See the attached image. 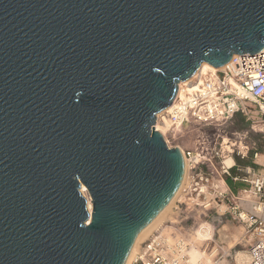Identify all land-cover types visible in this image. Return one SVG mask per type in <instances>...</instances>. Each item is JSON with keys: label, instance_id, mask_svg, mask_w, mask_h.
I'll use <instances>...</instances> for the list:
<instances>
[{"label": "water", "instance_id": "obj_1", "mask_svg": "<svg viewBox=\"0 0 264 264\" xmlns=\"http://www.w3.org/2000/svg\"><path fill=\"white\" fill-rule=\"evenodd\" d=\"M263 49L264 0H0V264H125L184 179L156 114Z\"/></svg>", "mask_w": 264, "mask_h": 264}, {"label": "built area", "instance_id": "obj_2", "mask_svg": "<svg viewBox=\"0 0 264 264\" xmlns=\"http://www.w3.org/2000/svg\"><path fill=\"white\" fill-rule=\"evenodd\" d=\"M216 69L214 72L197 76L194 74L191 84L196 87L189 90L184 85V91L181 94L177 91L170 108L162 110L163 114L159 117L158 113L156 114L155 128L162 134L168 147L180 148L178 144L171 145L170 140L189 125L227 121L237 113L247 112L250 103L256 104L264 114V49L255 54H233L228 63ZM157 123L163 124L166 129L160 131ZM181 151L185 165L187 163L189 177L185 195L207 210L211 207L218 208L217 217L221 218L227 214L226 208H222L226 206V201H229L223 189L225 180L221 179V184H216L212 182L211 172L198 171L206 162V158L201 156L197 149ZM215 154L218 155L219 152L215 151ZM257 155L255 152L253 157L256 159ZM234 166L235 162L230 167L222 162L221 173L229 176V170ZM237 170L242 173V177L235 175L231 178L247 183L248 188L241 189L238 195L232 198L229 214L232 220L241 224L249 243L246 257L234 260L233 264H264V175L252 172L250 167ZM209 192H212V198H208ZM199 200L201 201L198 202ZM210 220H214V217ZM169 236L172 237L167 232L159 231L142 241L139 253L135 255L132 263L229 264L226 261L229 254H219L217 248L215 252L212 249L207 250V245L202 248L205 256L191 263L184 254V249L189 244L179 237L169 243Z\"/></svg>", "mask_w": 264, "mask_h": 264}, {"label": "rangeland", "instance_id": "obj_3", "mask_svg": "<svg viewBox=\"0 0 264 264\" xmlns=\"http://www.w3.org/2000/svg\"><path fill=\"white\" fill-rule=\"evenodd\" d=\"M192 81L193 78L189 81V84ZM159 125H162L163 130L166 129L163 124L159 123ZM170 141L171 145L178 144L184 150L197 149L198 152H201V156L206 158V162L200 166L198 171L202 173L211 172L212 182L221 184L219 181L221 179L225 180L223 189H225L229 201H226V206L222 209L226 208L227 214L218 218L216 212L218 208L211 207L207 210L202 205L195 204L193 200L188 199L185 195V189L189 182L187 172L182 190L179 193L177 192L175 198L170 202L172 204L161 214L159 220L150 227L141 238V241L146 240L156 232L162 231L168 232V234L172 232V237L179 236V238L189 243L196 227L206 222L213 226L214 234L212 240L199 244L201 250L206 245L207 250L217 248L219 254H229L226 259L229 264H233L234 260H239L241 257L244 259L248 251L249 239L245 235L241 224L231 219L229 210L232 206V198L237 196L236 192L248 188V184L242 181H234L231 177L235 175L242 177V173L237 169L245 167H250L254 173L264 175V114L260 112L256 104L250 103L248 111L245 113H237L229 120L218 123L189 125L177 132ZM215 151H218L219 154L216 155ZM255 152L258 154L256 159L253 157ZM228 157H232L235 162V166L229 170V176L221 173L222 162ZM227 178L231 179L233 183L243 184L242 188L233 191L226 183ZM207 195L208 198L213 197L212 192ZM192 196L195 199V195ZM167 216L170 217V221L166 220ZM213 217L214 220H210ZM228 221L232 224L228 225L230 228H223V225H227Z\"/></svg>", "mask_w": 264, "mask_h": 264}, {"label": "bare ground", "instance_id": "obj_4", "mask_svg": "<svg viewBox=\"0 0 264 264\" xmlns=\"http://www.w3.org/2000/svg\"><path fill=\"white\" fill-rule=\"evenodd\" d=\"M199 67L200 68L195 73L196 76H197V74H202V73L204 74L206 72H210V71L211 72H214V71L217 70L215 67H213L211 65L209 66L206 63H201V65ZM195 75H193L190 80L188 79V81L185 80L183 82H179V84H178V86H179L178 94H181L184 91V88H185L184 85H186L189 88V90H192L193 87H196L195 84H189V81H191L192 78ZM170 106L167 107V109H169ZM161 114H163V112L158 113L157 116L159 117ZM156 126H157V128L160 131L163 130L162 127L159 125V123H157ZM180 149L182 150L183 148L180 147ZM224 163H225V165L227 167H230L234 163V159L232 157L231 158L228 157L224 161ZM186 173H187V163L185 165L184 179H183L182 184L180 185V187H179V189L177 191L178 193L182 190V187H183V185H184V183L186 181ZM81 191H82L83 195L86 196L89 199L88 207L91 208V201H90V198L88 196L86 187L85 186L82 187L81 188ZM177 192H176V194H177ZM171 204L172 203L168 204L149 225H147L144 229L141 230V232L139 233V235L137 236V238H136V240H135V242L133 244V247L131 248V251H130L131 253L128 256L125 264H131L132 260L135 257L136 250H137V247L139 245V242L141 241V238L150 229V227H152V225H154L159 220V218L162 216L161 214H163L169 208V206ZM213 234H214V232H213V226H211L209 223L203 222V223H201L200 225H198L196 227V229L193 231V235H192L191 239L189 240V243L187 242L189 244V246L184 249V254H185V256H186V258H187V260L189 262H191V263L197 262V260H199V259H201L202 257L205 256V251L204 250H201L199 248V244L201 242H204V241L212 240L213 239ZM168 240H169V243L170 242H173V237H170L169 236ZM214 251H215V249H214Z\"/></svg>", "mask_w": 264, "mask_h": 264}, {"label": "crops", "instance_id": "obj_5", "mask_svg": "<svg viewBox=\"0 0 264 264\" xmlns=\"http://www.w3.org/2000/svg\"><path fill=\"white\" fill-rule=\"evenodd\" d=\"M188 184H189V182H188ZM240 190H241V189H240ZM240 190H238V191L236 192L237 195H238V192H239ZM169 219H170V217L167 216V217H166V220L168 221ZM169 221H170V220H169ZM229 224H231V223L228 221V224H227V225H223V228H226V229L228 228V229H229V228H230V226H228ZM231 225H232V224H231ZM166 228H167V226H166ZM169 228H170V227H169ZM167 233H168V232H167ZM169 234H172V232H169ZM173 235H174V233H173ZM173 237H174V238H178L179 236H178V237L173 236ZM141 242H142V241H141ZM140 244H141V243H140ZM140 244H139L138 247H137L136 254L139 253L138 251H139V249H140ZM136 254H135V255H136ZM240 259H243V258L241 257ZM131 264H133V263L131 262Z\"/></svg>", "mask_w": 264, "mask_h": 264}, {"label": "trees", "instance_id": "obj_6", "mask_svg": "<svg viewBox=\"0 0 264 264\" xmlns=\"http://www.w3.org/2000/svg\"><path fill=\"white\" fill-rule=\"evenodd\" d=\"M226 183L232 188L233 191H236L237 188H242L243 184L237 182L233 183L231 179L227 178Z\"/></svg>", "mask_w": 264, "mask_h": 264}]
</instances>
